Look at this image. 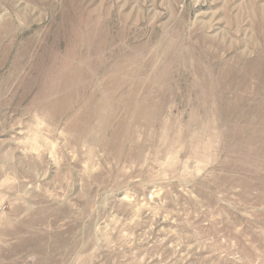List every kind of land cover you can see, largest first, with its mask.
Here are the masks:
<instances>
[{"label": "rangeland", "instance_id": "1", "mask_svg": "<svg viewBox=\"0 0 264 264\" xmlns=\"http://www.w3.org/2000/svg\"><path fill=\"white\" fill-rule=\"evenodd\" d=\"M0 264H264V0H0Z\"/></svg>", "mask_w": 264, "mask_h": 264}]
</instances>
